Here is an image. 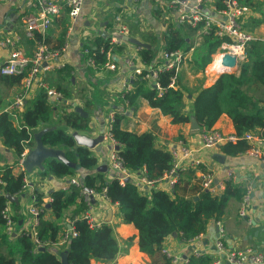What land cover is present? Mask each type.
Here are the masks:
<instances>
[{"label":"trees","instance_id":"16d2710c","mask_svg":"<svg viewBox=\"0 0 264 264\" xmlns=\"http://www.w3.org/2000/svg\"><path fill=\"white\" fill-rule=\"evenodd\" d=\"M242 5L241 0H236ZM242 7V6H241ZM202 26H199L200 30ZM201 45L195 49L194 61L197 62L199 71H205L212 63L213 55L217 54L223 44H230L228 38H218L212 29L203 34ZM163 49L166 51L181 50L185 54L193 47L188 42V37L182 33V27L170 26L163 36ZM86 48L90 49L91 56L97 64L104 65L108 59L106 52L115 49L117 54L124 53L123 47L115 46L110 40L102 36L93 40ZM103 50L105 53H102ZM139 56L144 64L151 65L155 62V51L151 48H141ZM199 57V60L196 59ZM174 72L164 73L160 77V86L164 90L161 97L158 90L152 86L143 89L144 81H137L135 85L149 102L152 108L159 109L164 116L172 119L176 125L189 124L190 116L183 111L184 93L181 90L179 76L175 81V89L170 88L171 77ZM0 81L8 86L21 83V77L0 76ZM256 84L264 88V42L254 41L244 50V60L239 75L235 73L221 74L215 84L200 91L193 103V114L200 129H212L223 115H227L233 123L235 134L253 132L264 136V95L253 97L248 88ZM68 100V91L57 87ZM130 105L134 103L133 93L125 94ZM64 101V100H63ZM62 101V102H63ZM65 108V109H64ZM63 113L57 115V103L48 100L45 93H40L36 98L26 104L20 125H16L7 113L0 115V140L4 146L13 150L18 156L26 148H34L35 134L44 129H49L43 137L44 146L62 150L69 164L55 159L45 161L44 167L38 170L41 179L49 177L64 179L76 177L79 170L92 171L86 174L81 184L87 189L101 192L107 189V197L112 204H117L121 213L123 224H132L138 230L140 250L152 257L161 250L165 239L177 235L183 241H191L205 234L210 221H219L225 212L231 198L242 200L246 191L238 188L231 181L226 184L221 195L213 196L207 191H202L198 186H190V197L172 196L161 190H153L150 194H141L132 182L122 187L118 179L104 180V174L96 172L97 157L91 150L76 145L71 136L73 131L89 129L90 119L81 112L69 111L65 105ZM85 113V112H84ZM60 118V126L55 124ZM121 116L116 115L113 126V138L117 142L124 167L131 173H143L150 180L161 178L172 169L173 158L171 153L157 147L156 136L153 133L137 134L122 129ZM56 123V122H55ZM249 148L245 141L235 144L228 143L222 146V152L235 156L246 152ZM27 172L13 173L12 166L5 167L1 173L0 185V264H62L61 259L48 247L36 248L35 243L26 230L16 232L14 235L5 233V220L2 211L11 203L6 195L21 196L24 192V179ZM186 185H190L193 172L184 175ZM81 190L75 186L68 191L62 189L51 191L48 195L50 202H44V195L40 189H35L34 198L38 206H43L39 218L38 238L42 242H54L58 238L66 218L80 217L87 206L81 197ZM73 210L72 215L67 212ZM50 213L53 220L46 219ZM16 228L19 222L14 218ZM63 221V223H62ZM77 238L71 240L68 248L69 264H91L93 259L114 260L120 246L114 236L113 227L105 224L99 230H91L84 221H76ZM165 264H171L168 259ZM189 264H214L213 258L208 256L195 257Z\"/></svg>","mask_w":264,"mask_h":264},{"label":"crops","instance_id":"0c3cea01","mask_svg":"<svg viewBox=\"0 0 264 264\" xmlns=\"http://www.w3.org/2000/svg\"><path fill=\"white\" fill-rule=\"evenodd\" d=\"M241 1V6L247 10L240 19L243 28L258 37L264 38V0ZM193 2L194 0H192ZM36 3L37 0H14L10 4H0V38L18 35L21 38L22 48L30 55L36 41L27 38L21 18L24 13L36 12ZM222 5V0H206L202 9L208 14H213L214 9L220 8ZM172 10L170 6L159 4L154 0H84L81 13L77 19L71 20L67 12L55 19L45 36V41L53 50H60L65 47L66 50L60 60L64 61L67 66L61 70H54L47 77L52 87L57 89L61 86L70 94L68 100L62 97L55 103L58 107H62V110L65 105L70 107L69 111L76 110V107L80 106L85 113L88 114L85 109L93 113L89 118L88 132L80 131L81 134L90 137L104 135L108 114L115 111L121 116L120 126L122 129L137 134L153 133L159 148L167 150L170 145H175L178 142H183L193 148L196 147L198 152L195 157L201 161L199 170L210 171L216 182L224 183L225 188L226 184L231 181H227L229 171L233 173L231 182L238 188L247 192L249 187H252V207L247 218L242 219L239 215L242 200L231 198L223 216L219 221H210L201 238L186 242L179 239L175 234L171 235L165 239L161 250L150 257L139 248L138 230L132 224L121 222L119 208L114 207L111 202L97 198L93 203L97 214L107 223L111 222L110 225L113 227L114 236L119 243L120 252L112 261L93 259L91 264H165L168 259H171L168 255L178 258L177 264H189L191 259L200 256L213 258L215 264L218 258L222 259V255L219 256L215 249L216 242L219 240L220 229L224 232L222 242L227 251L250 247L264 254V163L251 157L248 152L235 156L227 155L221 150L223 145H220V148L219 146L211 149L202 148L200 128L193 131L190 122L184 125L173 124L170 117L164 116L159 109L149 105L148 100L140 94L141 91L138 90L135 82L129 88L126 87V79L133 71L126 66L122 57L123 53L117 54L120 56L116 59L117 69L115 71L97 72L85 66L83 47H87L100 36L109 39L110 43L114 38H118L120 23L116 20L117 17H120L129 29L128 37L139 39L155 51V61L158 60L159 54L164 50L163 36L169 27L181 26L182 33L188 37V42L193 47L186 53V60L178 73L181 90L184 93L183 111L191 119L194 116L193 103L200 91L212 87L220 75L224 73L218 72V70L212 71L211 65L213 63L209 64L205 71L198 70L197 62L194 61V54L195 49L203 41L201 29H193L180 24L176 13ZM120 47L124 48V53L129 51L136 53L135 49L131 50L133 47L129 43ZM136 54H133L134 57ZM217 54L219 55V53ZM217 54L213 55V59L218 56ZM6 55L5 51L0 53L1 58ZM136 62L138 65L143 63L140 56ZM238 62L237 70L227 73L239 75L243 61L238 59ZM141 86L144 90L152 87L146 81ZM248 90L250 95L255 98L264 95V88L256 84H252ZM22 91V82L8 86L0 81V110L7 108ZM80 92L83 94L79 95ZM40 93L42 92L38 90L31 92L26 99V104ZM128 93H133V105H130L124 98L125 94ZM125 107L128 108V112L121 115L120 111ZM213 129L225 134H235L233 123L227 115L221 116ZM91 151L98 159L95 171L98 172L99 167L106 166L105 171L102 172L104 180L111 181L113 172L107 167V158L109 157L107 144L98 143L95 149ZM22 155L23 153L18 156L13 150L6 148L0 140V167L12 166L13 173L18 175L21 172L19 162ZM222 156L224 158H221ZM37 171L38 169H35L32 174L28 173L29 186L24 189L21 196H14L17 198V202L10 201L14 203V205H9L11 214L14 218L17 217L19 222L16 232L26 230L31 223L29 208L34 202L35 189H40L44 195V202H49L48 194L51 191L62 189L72 178L82 181L86 174L92 173V171L79 170L76 177L41 179ZM188 172H193L190 185H186L184 177ZM195 179L196 176L192 169L188 168L182 172L180 182L175 188L176 195L185 198L190 197L191 185H196L201 189ZM225 188L220 189V195L223 194ZM150 193L151 191L147 194ZM74 209L71 208L67 212V216L72 215ZM45 217L50 221L53 220L50 213L46 214ZM51 251L61 259V254L67 249L63 252ZM221 264H227V262Z\"/></svg>","mask_w":264,"mask_h":264},{"label":"built area","instance_id":"2783aa9c","mask_svg":"<svg viewBox=\"0 0 264 264\" xmlns=\"http://www.w3.org/2000/svg\"><path fill=\"white\" fill-rule=\"evenodd\" d=\"M13 1L14 0H0V4H10ZM154 1L159 4L170 6L173 9L172 11L176 13L180 24L193 29L202 26V35L207 34L213 29L218 38L230 39V44H223L219 49L218 53L221 57L229 53L243 61L244 50L250 43L254 41L264 42V38L258 37L243 28L240 19L247 10L241 7L236 0H222V7L214 9L213 14H208L203 11L202 6L206 0H194L193 3L192 0ZM83 4L84 0H37L36 12L24 13L21 18L27 38L36 41L31 55L27 54L22 48L21 38L18 35L0 38V53L2 51L7 53L4 58L0 57V76L21 77L23 85V91L15 97L14 101L7 108L0 110V115L2 113H7L17 125H20L26 108V99L34 90L45 93L48 100L52 103L62 99V93L50 85L47 75L54 70H61L67 66L64 61L60 60L66 49H64V47L60 50H53L46 43L45 36L52 27L55 19L61 17L63 13L67 12L71 20L77 19L81 13ZM116 20L120 23L118 26V38H114L111 44L120 47L128 43L125 38L129 36V29L120 17H117ZM133 49H135L137 54L132 53V51L122 54L126 66L133 71L126 79V87L129 88L132 83L137 81H146L148 85L154 86L159 91L158 96L161 97L164 93V90L160 86L161 75L174 72L169 87L175 89L176 78L181 65L186 60V54L183 51L177 50L170 52L162 50L158 60L153 64L147 65L142 63L138 65L136 61L139 58L138 52L141 48H131V50ZM236 51L239 52V55H236ZM101 52L105 53L103 50H101ZM82 53L85 58V66L89 69H93L97 72H102L104 70L115 71L117 69L116 59L117 57L119 58L120 55H117L115 49L111 48L106 52L108 61L104 65L97 64L95 59L91 56L89 48L83 47ZM133 54H136V57H134ZM127 112L128 108L125 107L120 111V114L124 115ZM116 115L117 112L115 111H111L108 114L107 128L103 135V143H106L109 148L107 167L113 172L112 179H118L122 187H124L127 182H132L136 185L141 194H147L149 191L153 190H161L174 196L175 188L180 182V174L190 168L194 171L196 176L195 182L198 183L202 191H207L213 196L220 195V189H224L225 184L216 182V179L210 171L199 170L201 161L195 157L198 150L196 147L193 148L183 142H178L168 147L167 150L171 153L173 158L172 169L166 172L161 178L150 180L145 177L142 172L136 175L128 171L124 167L123 161L116 150L118 144L114 140L112 134ZM200 138L201 146L205 149L215 148L228 143L235 144L239 141H245L249 146L246 152H248L251 157L259 159L264 163V136L257 133L248 132L239 136L236 134H225L212 128L201 129ZM30 150L31 148H26L23 152L22 159L19 162L21 172H26L23 163ZM3 169L4 168L0 167V185L3 183L1 180ZM227 176V181H232L233 173L231 171L228 172ZM24 181L25 185L23 188L26 189L29 186L28 178L26 177ZM72 186L81 190L80 194L87 208L80 217L65 219L62 232L54 242H42L38 238L39 218L43 212V206L36 205L34 198V202L29 208V214L32 219L26 231L32 238L37 249L48 247L53 251L58 250L63 252L66 250L71 240L78 236L75 226L78 220L84 221L89 229L93 231L99 230L105 224L111 223H107L99 218L93 204V201L95 202L97 198L110 202L107 197L106 188H103L101 192H97L94 189L85 188L78 179L72 178L63 186L62 190L68 191ZM252 203V187H249L248 191L243 196L239 211V215L242 219L247 218ZM113 205L114 207H118L117 204ZM2 216L5 220V233L14 235L16 233V222L13 219L9 206L3 209ZM223 233L224 232L220 229L219 240L215 245V249L219 256L222 255V259L218 258L215 264H221L225 261L230 264H264V254L253 248L247 247L227 251L222 242ZM201 237L202 235L197 238ZM168 257H171L172 264H177L179 261L178 258L172 255H168Z\"/></svg>","mask_w":264,"mask_h":264},{"label":"water","instance_id":"95a60500","mask_svg":"<svg viewBox=\"0 0 264 264\" xmlns=\"http://www.w3.org/2000/svg\"><path fill=\"white\" fill-rule=\"evenodd\" d=\"M125 40L132 45L133 47H139V48H150V46L146 43H143L139 39L126 37ZM238 57L231 55L229 53L223 55L221 57V66L222 69L220 70L221 73H227V72H234L238 68ZM76 112H81L84 116H88L87 113H84L83 110L76 109ZM191 123V129L193 131L199 130L200 126L196 120L195 116H192L190 119ZM49 131V129H44L43 131H40L35 134V146L33 149H31L23 163L25 171L29 174H32L35 169H42L44 167V163L47 160L55 159L60 162L69 164V160L67 159L65 153L62 150L59 149H53L48 148L44 146L42 137L43 135ZM71 136L74 138L76 145L79 147H85L89 150H94L98 143H103L104 137L103 135H99L98 137H90L85 134H81L78 131H73L71 133ZM220 148V146H219ZM116 150H119V147H116ZM218 156V155H217ZM221 158H224L223 156ZM106 166L99 167L97 170L100 172L105 171ZM128 181V180H127ZM6 198H8L11 202H17V198L11 195H6ZM94 203V201H93ZM61 262L62 264H69L68 263V253L65 251L61 254ZM230 264V263H227Z\"/></svg>","mask_w":264,"mask_h":264},{"label":"rangeland","instance_id":"374dc122","mask_svg":"<svg viewBox=\"0 0 264 264\" xmlns=\"http://www.w3.org/2000/svg\"><path fill=\"white\" fill-rule=\"evenodd\" d=\"M196 59L197 60H199V57H196ZM214 60V59H213ZM213 60H212V62H213ZM207 69V68H206ZM83 93L82 92H80L79 93V95H82ZM76 109H77V111H78V109H82V108H80V106H78V107H76ZM83 110V109H82ZM73 111H76L75 109L73 110ZM85 111H87L88 112V117L90 118L92 115H93V113H91L89 110H87V109H85ZM61 113H63V110H62V107H58V112H57V115H59V117L62 115ZM56 122V123H55ZM55 124H57V125H59L60 126V124H61V122H60V118H56L55 119V121H54V126H55ZM43 131V130H42ZM40 132V131H39ZM84 132H88V130H85ZM38 133V132H37ZM35 146V145H34ZM16 219H18L17 217H16Z\"/></svg>","mask_w":264,"mask_h":264},{"label":"bare ground","instance_id":"6f19581e","mask_svg":"<svg viewBox=\"0 0 264 264\" xmlns=\"http://www.w3.org/2000/svg\"><path fill=\"white\" fill-rule=\"evenodd\" d=\"M235 53H237L236 55H239V52L236 51ZM218 55V54H217ZM213 64L211 65V69L212 71H220L219 69H221V56L218 55L214 58V61L212 62Z\"/></svg>","mask_w":264,"mask_h":264}]
</instances>
